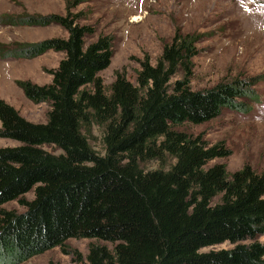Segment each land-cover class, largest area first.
Listing matches in <instances>:
<instances>
[{
	"label": "trees",
	"instance_id": "16d2710c",
	"mask_svg": "<svg viewBox=\"0 0 264 264\" xmlns=\"http://www.w3.org/2000/svg\"><path fill=\"white\" fill-rule=\"evenodd\" d=\"M88 0H66L65 13L1 17L5 24L57 25L66 37L0 45V58L31 59L61 52L48 84L17 80L33 103H46L34 123L0 98V264H21L69 238H94L76 264H264V167L229 173L223 142L175 129L200 124L222 110L246 111L255 78H233L192 89L198 38L173 34L155 64L145 57L134 83L117 75L105 86L98 73L113 56V39L80 24ZM100 132L103 152L90 144ZM60 150L54 154L45 148ZM168 168L146 169L148 161ZM32 191L33 198L22 196ZM16 200L20 213L2 205ZM228 241L229 249L200 252Z\"/></svg>",
	"mask_w": 264,
	"mask_h": 264
},
{
	"label": "rangeland",
	"instance_id": "374dc122",
	"mask_svg": "<svg viewBox=\"0 0 264 264\" xmlns=\"http://www.w3.org/2000/svg\"><path fill=\"white\" fill-rule=\"evenodd\" d=\"M66 0H0V45L37 42L49 37H66V31L57 25L26 26L5 24L8 16L47 15L65 13ZM81 11L80 24L92 25L95 34L109 35L113 39V56L110 64L98 73L107 87L117 75L134 83L140 62L147 57L155 64L162 46L170 42L176 30L198 38L197 54L193 57L190 78L192 89H203L219 81L233 78H255L254 95L246 101V111L228 109L215 118L200 124L184 123L175 129L192 135L200 134L209 144L223 142L231 151L224 158L207 163L224 164L231 173L244 164L254 170L264 167V0H88L71 9ZM61 52L47 51L31 58H0V98L13 106L26 120L43 123L49 107L46 103H33L15 84L29 80L42 85L51 80L50 70L56 68ZM90 144L103 152L100 132L92 128ZM18 142L0 138V147H12ZM47 151L60 153L56 148ZM170 158L148 161L146 169L168 168ZM24 201L33 198L32 191L22 196ZM5 210L23 212L25 207L13 200L2 205ZM91 243L107 242L94 238H69L61 247L51 248L21 264H76L84 259ZM228 241L200 249V252L229 249Z\"/></svg>",
	"mask_w": 264,
	"mask_h": 264
}]
</instances>
